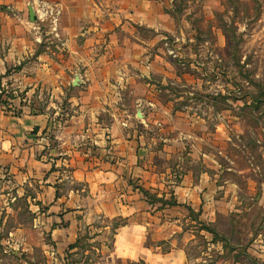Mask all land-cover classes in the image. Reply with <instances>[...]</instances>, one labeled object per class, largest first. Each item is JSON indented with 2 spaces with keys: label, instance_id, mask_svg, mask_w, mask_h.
<instances>
[{
  "label": "crops",
  "instance_id": "0c3cea01",
  "mask_svg": "<svg viewBox=\"0 0 264 264\" xmlns=\"http://www.w3.org/2000/svg\"><path fill=\"white\" fill-rule=\"evenodd\" d=\"M172 2L0 0V191L27 201L49 264H69L81 237L96 264H191L200 186L190 167L164 182L149 121L156 85L177 75L156 46L178 31Z\"/></svg>",
  "mask_w": 264,
  "mask_h": 264
},
{
  "label": "rangeland",
  "instance_id": "374dc122",
  "mask_svg": "<svg viewBox=\"0 0 264 264\" xmlns=\"http://www.w3.org/2000/svg\"><path fill=\"white\" fill-rule=\"evenodd\" d=\"M172 1L178 31L156 46L177 75L156 85L154 100L170 108L164 115L152 103L149 121L165 139L166 150L152 147L164 182L177 184L190 167L200 186L201 206L188 210L182 232L191 264H264V0ZM13 192L0 191V264H49L51 242ZM84 243L69 264L97 263L95 245Z\"/></svg>",
  "mask_w": 264,
  "mask_h": 264
},
{
  "label": "trees",
  "instance_id": "16d2710c",
  "mask_svg": "<svg viewBox=\"0 0 264 264\" xmlns=\"http://www.w3.org/2000/svg\"><path fill=\"white\" fill-rule=\"evenodd\" d=\"M148 194L149 193H145V195H147V197H148ZM150 198V197H149ZM154 199H155V197H153ZM152 198V199H153ZM159 202H161L162 203V205H177V203H176V201H173V200H170V201H164V200H160ZM189 211H191V209H188ZM203 229L204 230H206L207 232H209V233H211V234H213V236H214V234H215V231L214 230H212V229H210L209 227H206V226H204L203 225ZM216 235V234H215ZM83 239L82 238H78L77 240H76V242L75 243H73V244H70L69 246H68V250H67V256L68 257H71V255L72 254H70L69 252L70 251H73L74 249H80V250H83V246H81V245H79V244H81V241H82ZM85 249H87L86 247H84V250ZM73 254H76L75 252L73 253ZM73 256V255H72ZM98 257H99V255H97ZM90 258V256L88 257V256H86L85 257V259L87 260V259H89ZM73 264V263H72ZM131 264H144L143 262H139V263H131Z\"/></svg>",
  "mask_w": 264,
  "mask_h": 264
},
{
  "label": "water",
  "instance_id": "95a60500",
  "mask_svg": "<svg viewBox=\"0 0 264 264\" xmlns=\"http://www.w3.org/2000/svg\"><path fill=\"white\" fill-rule=\"evenodd\" d=\"M31 17H32V20H34V14H33V12H31Z\"/></svg>",
  "mask_w": 264,
  "mask_h": 264
}]
</instances>
